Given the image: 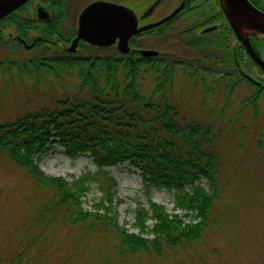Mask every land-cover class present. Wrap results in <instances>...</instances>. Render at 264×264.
Instances as JSON below:
<instances>
[{
    "label": "trees",
    "instance_id": "obj_1",
    "mask_svg": "<svg viewBox=\"0 0 264 264\" xmlns=\"http://www.w3.org/2000/svg\"><path fill=\"white\" fill-rule=\"evenodd\" d=\"M257 4L264 8V3ZM167 26L144 35L161 36L172 31ZM204 34L181 33L170 40L174 48L158 49L160 54L154 57L81 43L77 53L53 51L28 59H0V79L6 88L25 84L30 95L49 99L39 109L0 123V149L51 193L36 215L37 224L49 227L63 211L73 227L113 233L114 249L123 258L141 254L161 258L168 249H186L202 241L206 231L216 226L222 166L217 132L213 123L182 114L177 74L181 81L202 87L212 78L217 84L224 82L226 90L245 82L257 88L248 100L254 104L264 86L250 77L243 62L242 75L236 73L228 53L233 32L227 23ZM138 39L131 41L134 48L140 45ZM203 98L207 101V94ZM55 143L72 159L90 156L105 173L104 195L91 210L83 207L82 199L98 180L91 172L70 181L40 168ZM125 162L141 171L147 203L136 199L134 221L120 224L117 181L108 168ZM153 188L171 194L173 213L152 199ZM26 243L5 264H29L36 255H30Z\"/></svg>",
    "mask_w": 264,
    "mask_h": 264
},
{
    "label": "rangeland",
    "instance_id": "obj_2",
    "mask_svg": "<svg viewBox=\"0 0 264 264\" xmlns=\"http://www.w3.org/2000/svg\"><path fill=\"white\" fill-rule=\"evenodd\" d=\"M88 1L68 0L67 7L71 11L68 12L67 29L74 28L75 17ZM153 1L144 0L140 4L143 8L140 24L160 18L180 3V0H158L164 4L163 9H167L147 14V9L155 6ZM202 3L212 14L221 9L217 0H204ZM188 17L183 15L182 19L188 22ZM221 20L223 22V18ZM173 27L174 30L161 36H142L144 45L141 48H174L172 38L180 36L188 26L185 22L182 26L176 22ZM257 40L264 39H253L264 56V42ZM227 46L230 56L234 46H237L238 54L242 51L244 69L247 65L250 77L264 86V72L241 48L234 34L229 35ZM41 52L46 51L42 48L30 52L9 51L4 44L0 45V59L8 56L28 59ZM180 54L189 53L182 51ZM177 79L176 93L182 114L213 123L218 136L222 161L221 196L216 204V226L206 231L204 239L186 249H168L161 258L146 254L123 258L114 249L116 237L113 233L109 236L101 231L86 232L73 227L63 211L55 215L51 226L37 224L36 215L51 193L39 187L26 168L0 149V264L15 256L28 241L30 255H36L29 264H264V92H260L255 105L248 100L257 88L245 82L226 90L224 82L217 84L212 78L205 87L181 81L180 73ZM203 94H207V101ZM48 102L49 99L43 100L39 95H30L25 84L6 88L0 79V123L13 121ZM40 168L47 175L62 176L70 181L85 172L97 177L98 180L91 184V189L82 198L86 210H91L104 195L101 178L105 173L99 171L88 155L72 159L55 143L54 149L40 161ZM108 170L117 181L115 201L119 223H132L136 199L147 203L141 171L128 162ZM204 184L211 190L207 182ZM152 199L164 204L170 213L174 212L171 194L166 190L153 188ZM45 232L50 234L44 235Z\"/></svg>",
    "mask_w": 264,
    "mask_h": 264
},
{
    "label": "flooded vegetation",
    "instance_id": "obj_3",
    "mask_svg": "<svg viewBox=\"0 0 264 264\" xmlns=\"http://www.w3.org/2000/svg\"><path fill=\"white\" fill-rule=\"evenodd\" d=\"M93 1L96 0H89L87 4ZM106 1L120 3L132 9L139 19V26L148 24V23L140 24V19L143 16L142 14L143 8L140 7V4L144 2V0H106ZM202 1L204 0H187L183 9L174 18H172V20L158 27H155L151 30L157 29L159 27H163L165 25H168L167 26L169 27L168 29L171 28V30H174L173 25L176 24V22L178 25L180 24L181 26L185 22L188 27H186L187 29L184 30L183 33L184 32L194 33L197 34V36H200L201 34L207 35L208 33L204 34L203 31L209 27L216 26V28L219 29L220 27L222 28V26L223 27L225 26V21L228 24V21L225 18L222 8L220 9L219 12H216L214 14L209 13L207 11L209 7L204 6ZM217 1L220 5L219 0ZM250 1L253 2L259 8L264 10V8H262L260 5L257 4L258 2L264 3V0H250ZM67 2L68 0H28L24 5L19 7L17 10L11 12L4 18L0 19V45L4 44L9 51L22 50V52L23 51L30 52L35 49L42 48L44 51L48 53L53 51H57L60 53L64 51L63 53H70L67 51V48L71 45V43L77 36L78 17L80 13L78 14V16L75 17L73 21L74 28L67 29L68 24L66 26V22L68 19V12L71 11L67 7ZM182 2L183 0H180V3L176 7H174V9L171 12H168L165 15L160 16V18L152 22L158 21L168 16L175 9L180 7ZM153 3H155V6L149 7V9L153 7V10L149 12L151 14L154 13L155 10L159 13L167 9V8L163 9L164 4L158 2V0H154ZM87 4H85V6ZM40 7L45 8V10L49 12V18L47 20L39 17L38 10ZM149 9H147V12ZM183 15L189 16L188 18L190 19L188 22L182 19ZM220 16H222L223 22L221 20L222 18L218 19V17ZM216 28L213 30H217ZM144 33L146 32H142L137 36H135L139 38L138 42L140 44L138 47H136V49L141 48L142 47L141 45H144V42L142 41L143 39L142 36L144 35ZM135 37H133L132 40ZM29 45L31 46L29 47ZM80 45L81 42L78 45V50L80 48ZM230 45H232V43H230ZM240 45L242 44L240 43ZM114 47H116V45H114ZM236 47L237 46H234V49L231 50L232 62L237 67V69H235V71H237L236 73L242 75L241 67L243 62L242 61L243 53L241 51L240 54H238V52L236 51Z\"/></svg>",
    "mask_w": 264,
    "mask_h": 264
},
{
    "label": "water",
    "instance_id": "obj_4",
    "mask_svg": "<svg viewBox=\"0 0 264 264\" xmlns=\"http://www.w3.org/2000/svg\"><path fill=\"white\" fill-rule=\"evenodd\" d=\"M28 0H0V19L17 10ZM187 0H183L180 7L168 16L139 26V19L129 7L116 2L96 0L87 4L78 17L77 36L67 48L70 53L78 50L80 42L97 47H111L116 45L122 54L138 51L143 57H154L160 54L158 49L130 46L131 39L142 33L158 27L174 18L184 7ZM159 2V1H158ZM224 15L235 36L246 49L252 60L264 70V56L255 50L253 39H264V10L250 0H219ZM153 7L148 10L151 12ZM39 17L49 18L45 8H39ZM209 27L203 32L215 29ZM31 45H29L30 47Z\"/></svg>",
    "mask_w": 264,
    "mask_h": 264
}]
</instances>
